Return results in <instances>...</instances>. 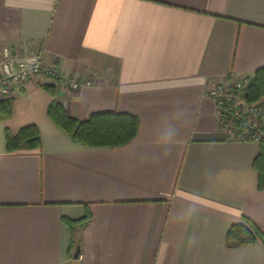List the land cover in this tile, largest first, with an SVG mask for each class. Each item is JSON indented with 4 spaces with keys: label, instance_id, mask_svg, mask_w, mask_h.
Returning a JSON list of instances; mask_svg holds the SVG:
<instances>
[{
    "label": "crops",
    "instance_id": "0c3cea01",
    "mask_svg": "<svg viewBox=\"0 0 264 264\" xmlns=\"http://www.w3.org/2000/svg\"><path fill=\"white\" fill-rule=\"evenodd\" d=\"M0 44L89 82L34 79L7 97L0 264H264L259 239L226 241L243 217L264 234L258 142L220 129L205 95L264 67V0H0ZM52 100L78 120L133 114L137 132L84 145L49 118ZM28 124L39 145L6 149Z\"/></svg>",
    "mask_w": 264,
    "mask_h": 264
},
{
    "label": "trees",
    "instance_id": "16d2710c",
    "mask_svg": "<svg viewBox=\"0 0 264 264\" xmlns=\"http://www.w3.org/2000/svg\"><path fill=\"white\" fill-rule=\"evenodd\" d=\"M50 94L53 86L43 84ZM264 94V67L256 69L250 76L249 85L244 93L246 100H253ZM12 98L0 101V118L10 113ZM47 115L72 140L87 146H117L128 143L135 136L138 128V118L127 112L118 110L96 111L89 114L85 120L70 116L61 103L52 100L47 107ZM39 133L34 124H28L18 129L15 134H5V147L8 150L34 148L39 145ZM258 151L252 160V167L257 173L258 189H264V136L258 140ZM83 219L77 221L78 224ZM259 239L264 245V234L252 220L243 217L241 222L233 223L226 231L228 245H239Z\"/></svg>",
    "mask_w": 264,
    "mask_h": 264
},
{
    "label": "built area",
    "instance_id": "2783aa9c",
    "mask_svg": "<svg viewBox=\"0 0 264 264\" xmlns=\"http://www.w3.org/2000/svg\"><path fill=\"white\" fill-rule=\"evenodd\" d=\"M34 79H51L68 89L89 83L60 74L54 64L43 60L39 49L20 53L11 45L0 44V100ZM249 82L250 76L211 82L205 95L214 102L220 129L238 140L257 141L264 136V94L246 100Z\"/></svg>",
    "mask_w": 264,
    "mask_h": 264
},
{
    "label": "water",
    "instance_id": "95a60500",
    "mask_svg": "<svg viewBox=\"0 0 264 264\" xmlns=\"http://www.w3.org/2000/svg\"><path fill=\"white\" fill-rule=\"evenodd\" d=\"M73 255L75 258L77 257V250L75 251V253Z\"/></svg>",
    "mask_w": 264,
    "mask_h": 264
}]
</instances>
